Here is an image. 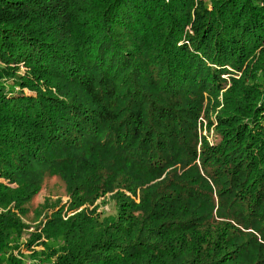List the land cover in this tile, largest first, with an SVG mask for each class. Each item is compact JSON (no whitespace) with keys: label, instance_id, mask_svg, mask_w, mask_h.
<instances>
[{"label":"trees","instance_id":"1","mask_svg":"<svg viewBox=\"0 0 264 264\" xmlns=\"http://www.w3.org/2000/svg\"><path fill=\"white\" fill-rule=\"evenodd\" d=\"M262 60L264 0H0V264H264Z\"/></svg>","mask_w":264,"mask_h":264},{"label":"rangeland","instance_id":"2","mask_svg":"<svg viewBox=\"0 0 264 264\" xmlns=\"http://www.w3.org/2000/svg\"><path fill=\"white\" fill-rule=\"evenodd\" d=\"M263 63L264 60L260 62V64ZM203 134L208 135L211 139L214 136L213 131H204ZM69 200L70 198L66 195L64 184L58 177L51 176L47 177L44 180L40 191L29 204L28 214L23 218L24 223L30 227L29 229H26L22 234L23 240L28 241L27 245L22 247V253H30L33 249H37L39 247L37 246L39 238L35 236V231L33 230V228H35L40 221H43L45 218H47V215H49L50 213L49 210H52V203L58 202L59 205L63 203L67 204ZM41 205H43V208L40 207ZM47 205H49L48 208H46ZM100 208L108 213H111L114 210V204L113 202H108L107 204H103V206H101ZM38 215L39 217H37Z\"/></svg>","mask_w":264,"mask_h":264}]
</instances>
